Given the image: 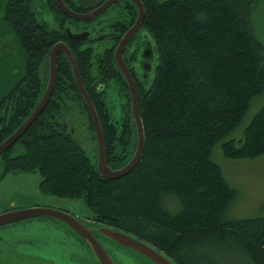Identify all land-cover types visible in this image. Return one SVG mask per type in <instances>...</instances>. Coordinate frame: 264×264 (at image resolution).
<instances>
[{
    "label": "trees",
    "instance_id": "trees-1",
    "mask_svg": "<svg viewBox=\"0 0 264 264\" xmlns=\"http://www.w3.org/2000/svg\"><path fill=\"white\" fill-rule=\"evenodd\" d=\"M258 1L145 0L143 28L153 41L157 61L152 75L136 83L143 153L121 177L101 175L98 155L95 161L90 158L61 117L73 97L87 109L95 129L72 63L60 53L52 96L25 133L0 155V179L9 172L39 171L44 193L82 197L88 217L134 235L177 264H228L230 256L264 264V213L229 217L237 188L212 155L218 143L228 158L264 155V102L243 136H232L254 100L264 96V43L253 23ZM2 2L0 20L21 47L23 69L0 95V144L38 105L48 83L50 50L65 41L98 112L107 163L113 169L126 165L135 153L138 133L129 83L114 51L138 14L136 6L127 10L129 23L125 18L118 23L112 47L99 50L90 38L69 36L67 27L81 31L80 21L54 0L47 3L54 26L39 16L35 0ZM6 39L0 35L3 54ZM111 89L121 99L119 120L111 114ZM170 198L175 201L171 206Z\"/></svg>",
    "mask_w": 264,
    "mask_h": 264
},
{
    "label": "rangeland",
    "instance_id": "rangeland-1",
    "mask_svg": "<svg viewBox=\"0 0 264 264\" xmlns=\"http://www.w3.org/2000/svg\"><path fill=\"white\" fill-rule=\"evenodd\" d=\"M2 6L3 2L0 3V18L3 13ZM35 7L38 8L39 16L43 17L44 21L51 26L55 25L54 14L47 8V0H35ZM253 23L257 37L264 43V0H259L255 5ZM0 35L3 39L7 38L4 43L2 41L5 53L3 54V50L0 53L1 58L4 55L0 66L1 95L21 75L23 52L20 45L17 46L16 37L11 35L10 27L2 24V19L0 20ZM96 46L99 50L102 48L101 45ZM103 48H105L104 44ZM115 91V89L110 90L108 100L111 104L113 119L119 120L123 112L121 99ZM263 100L264 96L254 100L243 122L233 131L232 136H243L245 125L260 108ZM61 117L90 158L95 161L98 155L97 136L94 132L96 130L91 127L88 111L82 102L71 97ZM212 155L222 166L231 185L237 188V197L230 207L229 217L243 218L263 214L264 155L254 159L228 158L223 153L221 143L214 147ZM0 164L1 170L3 164L1 162ZM42 178L39 171H32L9 172L0 179V213L8 211L7 209H16L15 207L48 206L66 209L84 219L95 221L88 217L90 210L82 197L44 193L40 189ZM167 203L171 206L175 201L170 198ZM57 225L53 217L44 216L27 218L3 226L0 230L2 236L0 238V264H92L89 255L85 253L81 245L77 244V240L72 238L65 228ZM2 230L7 231L2 232ZM117 255L122 256L123 264H139L131 258H125L120 252H117ZM129 255L134 257L130 253ZM228 260V264H252L248 260L245 261L243 256L241 258L230 256ZM140 264L156 263L147 259V261H140Z\"/></svg>",
    "mask_w": 264,
    "mask_h": 264
},
{
    "label": "water",
    "instance_id": "water-1",
    "mask_svg": "<svg viewBox=\"0 0 264 264\" xmlns=\"http://www.w3.org/2000/svg\"><path fill=\"white\" fill-rule=\"evenodd\" d=\"M112 1L113 0H110L102 7L88 13H82L73 10L72 8L68 7L63 0H57V3L60 9L66 14L79 20H85L94 18L99 15L110 5V3H112ZM134 1L138 6V17L134 25L128 31H126L116 49V60L119 63L129 83L132 97V109L138 133L137 147L131 160L126 165L117 169H113L110 165H108L106 160L104 134L98 112L90 94L88 93L84 85L76 55L65 41H58L51 48L49 54V76L45 92L38 105L29 115V117L0 144V155L25 133V131L32 125V123L37 119V117L46 107L52 96L57 80V61L59 54L65 53L72 63L77 86L89 108L95 126L98 142V172L107 178H117L130 172L136 166L142 156L144 149V124L140 113L138 88L122 55L123 47L130 40L131 36L141 27L145 18V6L142 0ZM67 32L69 36L74 39H85L89 34V31L73 32L70 27H67ZM35 216L53 217L59 220L65 226H68L77 235V237L85 242L86 245L92 250L93 254L99 260L100 264L118 263L113 259L112 255L102 244V242L96 237V233H102L107 237L115 240L119 244L129 248L133 252L140 254L145 258V261L149 259L156 264H177L162 251L156 249L151 244L138 239L132 234L106 225L98 224L88 226L74 214L56 207L28 206L2 212L0 213V226Z\"/></svg>",
    "mask_w": 264,
    "mask_h": 264
},
{
    "label": "flooded vegetation",
    "instance_id": "flooded-vegetation-1",
    "mask_svg": "<svg viewBox=\"0 0 264 264\" xmlns=\"http://www.w3.org/2000/svg\"><path fill=\"white\" fill-rule=\"evenodd\" d=\"M54 1L58 5L57 0ZM63 1L68 7L72 9H80V12L88 13L102 7L110 0H63ZM142 2L145 6V0H142ZM134 6H136V8L138 9V6L134 0H113L112 3H110V5L96 17L85 20L77 19L80 21V25L82 29L81 31H74V32L89 31V34L85 39L87 38L92 39L93 41H95L96 45L102 46L101 49H103V44L105 45V47L110 48L114 44L115 39L118 36V33L120 32L118 23L121 20H122L121 22H123V18H125L124 21L125 24L129 23V19L126 17L128 15L127 10L134 8ZM137 17L138 14L134 19L133 24L129 28H127L126 31H128L134 25ZM116 22L117 24H115ZM143 26H144V21L141 27L131 36L130 40L123 47V52H122L125 63L128 66L135 83L137 82L142 83V81L147 80L152 74L156 63L155 62L156 52L154 49L153 41L150 35L148 34V32L144 30ZM126 31L124 32V34L126 33ZM124 34L122 35V37L124 36ZM121 39L119 40V42L115 47V51H114L115 58H116V49ZM74 215H76L82 222H84L88 226L98 225V224L111 226L107 224H101L89 219H84L78 216L77 214ZM8 224H4L1 226L3 227ZM2 227H0V230L2 229ZM6 231L7 230H2V232H6ZM96 237L102 242V244L106 247V249L112 255L113 259L118 264H123L122 263L123 258L120 255L118 256L117 252H120L122 255L125 256V258L133 259L139 264L140 261H145V258L140 254L133 252L129 248L119 244L115 240L107 237L102 233H96ZM0 238H2L1 235ZM74 238L78 242L76 243L78 245H81L85 249L86 251L85 253L89 255L90 262H92V264H100L99 260L93 254L92 250L86 245V243L76 236H74ZM129 253L133 255L135 258L134 257L132 258L129 255ZM69 261L72 262L71 259H69Z\"/></svg>",
    "mask_w": 264,
    "mask_h": 264
},
{
    "label": "bare ground",
    "instance_id": "bare-ground-1",
    "mask_svg": "<svg viewBox=\"0 0 264 264\" xmlns=\"http://www.w3.org/2000/svg\"><path fill=\"white\" fill-rule=\"evenodd\" d=\"M261 41V40H260Z\"/></svg>",
    "mask_w": 264,
    "mask_h": 264
}]
</instances>
